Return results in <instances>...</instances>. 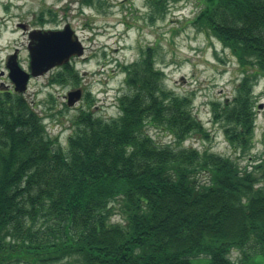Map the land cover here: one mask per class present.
<instances>
[{
	"label": "trees",
	"instance_id": "1",
	"mask_svg": "<svg viewBox=\"0 0 264 264\" xmlns=\"http://www.w3.org/2000/svg\"><path fill=\"white\" fill-rule=\"evenodd\" d=\"M200 3L192 26L241 73L230 100L209 103L235 156L182 146L207 129L192 96L165 87L149 46L122 66L119 114L94 116L85 93L66 146L22 94L0 92V264H264V152L239 161L253 146L264 76V0ZM38 20L47 23L43 12ZM51 82L76 84L77 72L67 63ZM149 126L172 141L157 143Z\"/></svg>",
	"mask_w": 264,
	"mask_h": 264
},
{
	"label": "rangeland",
	"instance_id": "2",
	"mask_svg": "<svg viewBox=\"0 0 264 264\" xmlns=\"http://www.w3.org/2000/svg\"><path fill=\"white\" fill-rule=\"evenodd\" d=\"M94 1L84 5L82 0H0V89H12L5 63L15 49L19 65L26 71L29 68L27 34L19 23L28 29H59L69 24L84 46L82 57L68 63L77 72L78 82H51L63 71L62 65L30 78L23 94L40 113L47 133L66 146L72 119L87 108L85 93L93 98L90 110L94 116L110 119L119 114L117 99L126 90L122 66L139 60L141 50L149 46L155 53L154 66L163 72L165 87L179 95H191L193 113L207 129V137L192 136L182 146L234 157L220 125L211 121L209 103L230 100L241 73L227 48L192 26L190 19L201 8V0H162L164 10L160 12L151 8L153 0ZM42 12L47 20L43 26L38 20ZM78 88L81 99L68 106L67 93ZM253 97V146L249 155L239 159L241 165L264 152V76L258 78ZM147 132L157 143L172 141L151 126ZM239 257L237 252L230 254L234 261Z\"/></svg>",
	"mask_w": 264,
	"mask_h": 264
},
{
	"label": "water",
	"instance_id": "3",
	"mask_svg": "<svg viewBox=\"0 0 264 264\" xmlns=\"http://www.w3.org/2000/svg\"><path fill=\"white\" fill-rule=\"evenodd\" d=\"M20 27L25 30L23 24ZM27 37L29 71L19 65L16 50L7 57L5 63L7 76L17 93L26 91L30 77L43 75L52 68L67 63L71 57L82 56L84 52V46L69 24L60 29L33 28L28 31ZM81 95L80 89L69 91L66 104L73 106L80 100Z\"/></svg>",
	"mask_w": 264,
	"mask_h": 264
},
{
	"label": "flooded vegetation",
	"instance_id": "4",
	"mask_svg": "<svg viewBox=\"0 0 264 264\" xmlns=\"http://www.w3.org/2000/svg\"><path fill=\"white\" fill-rule=\"evenodd\" d=\"M19 24H20V23H19ZM21 24H22V23H21ZM24 26H25V32H24V33L28 34V30H29V29L27 28V25H26V24H24ZM4 91L14 92V91H13V87H12V89H8V90H7V89H5V90H4V89H0V92H4Z\"/></svg>",
	"mask_w": 264,
	"mask_h": 264
}]
</instances>
